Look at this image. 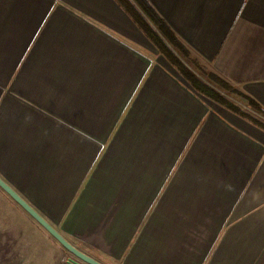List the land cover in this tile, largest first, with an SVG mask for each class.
I'll return each mask as SVG.
<instances>
[{
    "label": "crops",
    "instance_id": "0c3cea01",
    "mask_svg": "<svg viewBox=\"0 0 264 264\" xmlns=\"http://www.w3.org/2000/svg\"><path fill=\"white\" fill-rule=\"evenodd\" d=\"M131 1L0 0V177L103 264H264V127L169 44L264 109V0H148L164 36Z\"/></svg>",
    "mask_w": 264,
    "mask_h": 264
},
{
    "label": "rangeland",
    "instance_id": "374dc122",
    "mask_svg": "<svg viewBox=\"0 0 264 264\" xmlns=\"http://www.w3.org/2000/svg\"><path fill=\"white\" fill-rule=\"evenodd\" d=\"M154 27L155 25L153 26V29ZM156 30L159 35H165L166 30L164 28L156 26ZM169 44L174 50L172 52H176L177 55L184 60V67L188 69V72L193 76V78H196L198 85L204 90L203 92H205L207 96L217 101H219L220 98L230 101L252 117L256 118L264 127V111H261L256 106L252 105L249 100H247L234 86L210 72L191 55L183 52L182 48L178 46V44L176 45L174 42H169ZM222 105L225 104L223 103ZM0 206L2 207L1 209L13 212L12 222L14 226L27 228L29 233L27 234L29 243H25L21 247V252L19 249L17 250V252L20 253V256L17 255L15 250L13 251L11 257L7 253V258H5L3 253H0V264H72L68 261V256L73 258L74 255L67 251V249H59L58 247H54L51 244L44 242L42 235L36 229L34 221L31 217H28L24 213L22 214L18 205L15 203L11 204L3 202ZM52 249H55V251ZM74 258L76 257L74 256Z\"/></svg>",
    "mask_w": 264,
    "mask_h": 264
},
{
    "label": "water",
    "instance_id": "95a60500",
    "mask_svg": "<svg viewBox=\"0 0 264 264\" xmlns=\"http://www.w3.org/2000/svg\"><path fill=\"white\" fill-rule=\"evenodd\" d=\"M0 187L5 190L12 198L20 204L26 211L36 219L62 246L71 252L76 258H70L72 264H103L86 252L75 247L64 235L60 232L24 199L14 188H12L4 179L0 177Z\"/></svg>",
    "mask_w": 264,
    "mask_h": 264
},
{
    "label": "trees",
    "instance_id": "16d2710c",
    "mask_svg": "<svg viewBox=\"0 0 264 264\" xmlns=\"http://www.w3.org/2000/svg\"><path fill=\"white\" fill-rule=\"evenodd\" d=\"M140 7L141 9L147 14V16H149V18H151V20H153L158 26H160L161 28H165V24L163 22V20L160 18V16L157 14V12H155V10L153 9V7L151 6V4L149 3L148 0H134ZM122 2L125 4L126 7H130V11L135 10L136 8L134 6V4L132 3L131 0H122ZM240 93L247 99L249 100V102L256 106L259 110L264 111V109H262L260 107V105L252 100V98L246 96L245 94H243L241 91ZM219 100V99H218ZM222 100V101H221ZM222 104L224 103L226 106H228V108L236 111L237 113H239V115H243L247 118H249L250 120H252L254 123L260 125L263 127L262 123H260L256 118L252 117L251 115H249L248 113H246L245 111H243L240 107H238L237 105L231 103L230 101H227L223 98H220L219 100ZM227 103V104H226Z\"/></svg>",
    "mask_w": 264,
    "mask_h": 264
}]
</instances>
